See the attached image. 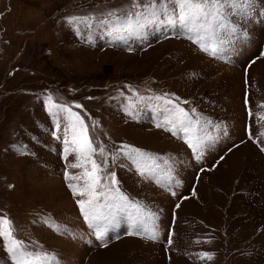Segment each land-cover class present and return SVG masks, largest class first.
<instances>
[{
  "label": "rangeland",
  "instance_id": "374dc122",
  "mask_svg": "<svg viewBox=\"0 0 264 264\" xmlns=\"http://www.w3.org/2000/svg\"><path fill=\"white\" fill-rule=\"evenodd\" d=\"M131 4L0 0V217L56 264H264V0L199 43L159 24L114 39L99 21ZM165 100L191 118L188 133L169 122ZM53 104L81 117L101 184L115 173L155 239L129 234L132 209L98 238L77 203L91 163L72 151ZM124 146L159 169L138 171ZM0 264H13L2 244Z\"/></svg>",
  "mask_w": 264,
  "mask_h": 264
},
{
  "label": "snow or ice",
  "instance_id": "6c2138e0",
  "mask_svg": "<svg viewBox=\"0 0 264 264\" xmlns=\"http://www.w3.org/2000/svg\"><path fill=\"white\" fill-rule=\"evenodd\" d=\"M252 5L253 0H132L129 9L109 11L107 17L99 23L108 25V34L114 35V39L125 43L127 42L125 33L129 36H142L145 28L153 24L178 27L183 31L193 33L197 37L196 42L199 43L225 28L227 26L225 21L230 13L247 15ZM109 17L111 19H108ZM73 20L88 23L90 18H73ZM231 31L235 32L236 29L233 27ZM154 99L162 100L163 97H154ZM48 100L50 101L51 97H48ZM164 103L172 105V109H175L174 111L167 107L164 109L169 115V122L174 125L178 124L182 131L188 133L191 126V118L188 114L172 101L165 100ZM52 107L58 110L51 113L57 126L60 123V113L66 114L64 120L68 123L65 125V135L67 136L71 131V143L76 146L72 148V151L78 153L79 157H85L86 163H91L92 170L91 172L85 171L84 175L88 179L81 191V195H86L88 199L78 200L77 203L86 221L91 227L97 229L98 238L104 235V230L101 228L102 223H112L121 212L132 209L133 211L129 212V219L136 232L129 234L143 232L149 238L155 239L154 231L144 227L146 209L131 201L125 193L120 191L115 173H110L104 178L110 182L109 185L101 184V177L98 174L101 168L93 159L96 149L87 135V128L81 117L67 105L53 104ZM68 143L65 140L66 152ZM188 143L194 151L203 147V141L199 137H194ZM124 147L129 148L130 151L124 153L121 149V154L126 155L138 171L149 173L159 169L160 165L151 155L140 149H134L132 146ZM103 151L101 147L100 152L103 153ZM80 166L79 163L72 165V167ZM69 187L75 191V186L69 185ZM98 189H103V191H98ZM14 231L12 221L7 217H0V244L9 254L13 264H56L54 254L30 250L28 245L15 238ZM203 255L211 258L210 254L204 253Z\"/></svg>",
  "mask_w": 264,
  "mask_h": 264
}]
</instances>
